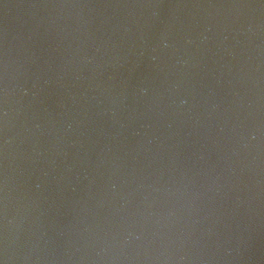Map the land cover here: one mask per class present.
<instances>
[{"label": "water", "instance_id": "water-1", "mask_svg": "<svg viewBox=\"0 0 264 264\" xmlns=\"http://www.w3.org/2000/svg\"><path fill=\"white\" fill-rule=\"evenodd\" d=\"M0 264H264V0H0Z\"/></svg>", "mask_w": 264, "mask_h": 264}]
</instances>
